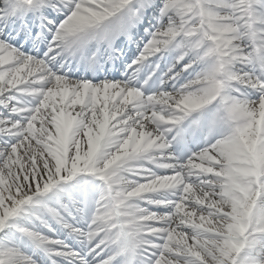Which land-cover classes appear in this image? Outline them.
I'll return each mask as SVG.
<instances>
[{"label": "snow or ice", "instance_id": "snow-or-ice-1", "mask_svg": "<svg viewBox=\"0 0 264 264\" xmlns=\"http://www.w3.org/2000/svg\"><path fill=\"white\" fill-rule=\"evenodd\" d=\"M0 264H264V0H0Z\"/></svg>", "mask_w": 264, "mask_h": 264}]
</instances>
